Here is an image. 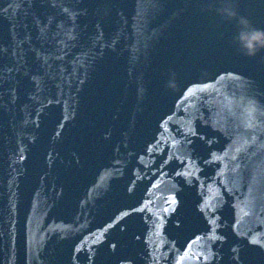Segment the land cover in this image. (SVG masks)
I'll use <instances>...</instances> for the list:
<instances>
[{"label":"water","instance_id":"95a60500","mask_svg":"<svg viewBox=\"0 0 264 264\" xmlns=\"http://www.w3.org/2000/svg\"><path fill=\"white\" fill-rule=\"evenodd\" d=\"M253 29L264 0H0V264H264Z\"/></svg>","mask_w":264,"mask_h":264},{"label":"clouds","instance_id":"9594fccd","mask_svg":"<svg viewBox=\"0 0 264 264\" xmlns=\"http://www.w3.org/2000/svg\"><path fill=\"white\" fill-rule=\"evenodd\" d=\"M261 37H264V33L258 30L242 31L241 41L249 54L253 53L258 46H264V39H261Z\"/></svg>","mask_w":264,"mask_h":264},{"label":"snow or ice","instance_id":"6c2138e0","mask_svg":"<svg viewBox=\"0 0 264 264\" xmlns=\"http://www.w3.org/2000/svg\"><path fill=\"white\" fill-rule=\"evenodd\" d=\"M220 2L222 3V4H226L227 2H228V0H220ZM190 91V90H189ZM213 159H221V157H218V156H216L215 154H213Z\"/></svg>","mask_w":264,"mask_h":264}]
</instances>
